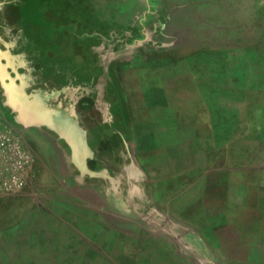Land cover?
I'll return each instance as SVG.
<instances>
[{"label":"rangeland","instance_id":"1","mask_svg":"<svg viewBox=\"0 0 264 264\" xmlns=\"http://www.w3.org/2000/svg\"><path fill=\"white\" fill-rule=\"evenodd\" d=\"M0 60V264H264V0H0Z\"/></svg>","mask_w":264,"mask_h":264},{"label":"crops","instance_id":"2","mask_svg":"<svg viewBox=\"0 0 264 264\" xmlns=\"http://www.w3.org/2000/svg\"><path fill=\"white\" fill-rule=\"evenodd\" d=\"M160 112H156L155 108L152 107H147L143 108L142 110H139V112L134 113V116L132 117V122L136 125H140V129H145V130H153L154 128H160V127H165L169 126L173 128V131H176L180 128V124H182V120H185V118H170V117H165L163 114L166 115V112L164 113V107L160 108ZM125 116V119H129L127 116L128 113L126 114L125 111L123 113ZM181 119V120H180ZM137 125V126H138Z\"/></svg>","mask_w":264,"mask_h":264},{"label":"clouds","instance_id":"3","mask_svg":"<svg viewBox=\"0 0 264 264\" xmlns=\"http://www.w3.org/2000/svg\"><path fill=\"white\" fill-rule=\"evenodd\" d=\"M143 174L141 173V176ZM143 194V189L141 187H139L138 185L135 186V189L134 190H130L128 195L129 197H134V196H139V195H142Z\"/></svg>","mask_w":264,"mask_h":264},{"label":"water","instance_id":"4","mask_svg":"<svg viewBox=\"0 0 264 264\" xmlns=\"http://www.w3.org/2000/svg\"><path fill=\"white\" fill-rule=\"evenodd\" d=\"M0 66H2V67H4L5 68V66L1 63V60H0ZM5 70V69H4Z\"/></svg>","mask_w":264,"mask_h":264}]
</instances>
